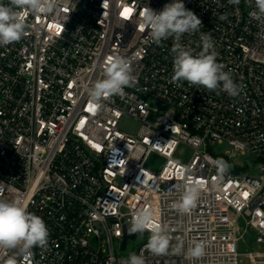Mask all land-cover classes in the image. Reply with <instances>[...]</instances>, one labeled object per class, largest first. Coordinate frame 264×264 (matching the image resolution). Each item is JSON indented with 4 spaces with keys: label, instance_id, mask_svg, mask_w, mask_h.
I'll return each instance as SVG.
<instances>
[{
    "label": "built area",
    "instance_id": "2783aa9c",
    "mask_svg": "<svg viewBox=\"0 0 264 264\" xmlns=\"http://www.w3.org/2000/svg\"><path fill=\"white\" fill-rule=\"evenodd\" d=\"M172 2L58 0V10L26 17L20 41L0 46V199L26 205L49 229L47 247H34L21 264H126L130 256H118L116 243L126 248L129 238L150 236L129 234L141 209L172 238L159 255L143 242L136 255L145 264L264 258V16H253L255 0H183L241 86L231 97L171 82L174 40L150 43L142 13ZM180 43L198 53L200 32ZM116 55L129 62L135 83L95 111L89 89ZM126 116L139 122L136 132L120 129ZM216 144L227 148L213 154ZM181 147L192 151L184 163L174 158ZM248 154L256 172L255 162H234ZM153 155L166 160L160 170L149 164ZM220 158L230 165L222 178ZM189 176L204 187L182 214L172 205ZM249 234L259 250L243 253ZM197 243L204 255L189 257ZM8 255L0 252V264Z\"/></svg>",
    "mask_w": 264,
    "mask_h": 264
},
{
    "label": "clouds",
    "instance_id": "9594fccd",
    "mask_svg": "<svg viewBox=\"0 0 264 264\" xmlns=\"http://www.w3.org/2000/svg\"><path fill=\"white\" fill-rule=\"evenodd\" d=\"M240 0H229L239 4ZM103 6V5H102ZM256 12L253 16H264V0H255ZM58 10V0H8L0 2V46L20 41L26 34V17L30 14L41 16ZM220 19H226L221 15ZM142 23L148 30L150 43L160 45L162 41L172 38L173 75L171 82H188L190 85L203 86L210 91L220 90L231 97L241 92L231 74L224 71L225 65L217 62V53L210 33L201 32L202 21L193 11L187 9L183 0L167 3L159 12L146 7L142 13ZM200 32L201 50L198 53L180 43L185 33ZM135 83L129 62L119 55L109 59L104 69V78L97 80L89 89L90 103L95 111L103 108V101L112 96L125 95L124 89ZM215 167L220 177L230 165L222 158L215 160ZM183 175V173H181ZM182 194L172 205L179 213L186 214L196 206L204 185L194 181L190 176L178 185ZM150 232L147 247L154 254L168 252L171 236L166 226L154 223L148 209L138 210L130 222L129 234ZM49 242V229L44 220L30 213L26 205L17 201L0 199V252L8 253L4 264H21L32 257L34 247L46 248ZM181 246L174 249L176 254ZM187 255L198 258L204 255V246L195 244L189 247ZM126 264H145L143 256L131 254Z\"/></svg>",
    "mask_w": 264,
    "mask_h": 264
},
{
    "label": "rangeland",
    "instance_id": "374dc122",
    "mask_svg": "<svg viewBox=\"0 0 264 264\" xmlns=\"http://www.w3.org/2000/svg\"><path fill=\"white\" fill-rule=\"evenodd\" d=\"M139 127V122L132 119L131 117H124L123 120L120 123V129L126 132H131L134 133L137 131ZM227 148L226 144L220 145L216 144L213 146L209 147V150L213 154H220V152H223ZM192 151L191 149L187 147H181L176 154L174 155V158L176 160H179L181 162H187L189 158L191 157ZM166 160L158 155H153L151 160L149 161V164L155 169V170H160ZM234 162L237 163V165H242L245 166L249 163H254L255 162V170H252L253 172L257 171L256 163L258 162L257 159H255L251 155H238L234 158ZM149 235H144L143 237H136V238H129L128 239V245L126 248H123L121 246V243L119 244L118 242L116 243V254L118 256H130L131 254L135 253L137 254L139 246L149 240ZM240 250L243 253H247L249 251H258L259 248L255 243L254 237L252 235H245L243 238L242 242L240 243ZM246 264H264V258H255L254 261H252L250 258H245Z\"/></svg>",
    "mask_w": 264,
    "mask_h": 264
},
{
    "label": "water",
    "instance_id": "95a60500",
    "mask_svg": "<svg viewBox=\"0 0 264 264\" xmlns=\"http://www.w3.org/2000/svg\"><path fill=\"white\" fill-rule=\"evenodd\" d=\"M128 236V234L126 235V237ZM125 244H126V239L124 240V243H123V245L125 246Z\"/></svg>",
    "mask_w": 264,
    "mask_h": 264
}]
</instances>
